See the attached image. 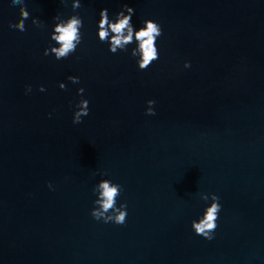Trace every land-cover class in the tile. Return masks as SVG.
Masks as SVG:
<instances>
[{
    "label": "water",
    "instance_id": "95a60500",
    "mask_svg": "<svg viewBox=\"0 0 264 264\" xmlns=\"http://www.w3.org/2000/svg\"><path fill=\"white\" fill-rule=\"evenodd\" d=\"M80 2L82 43L57 61L43 53L72 0H25V32L0 0V264H264V0ZM125 3L163 31L144 71L134 43L112 54L96 35ZM101 179L123 187V225L90 214ZM201 193L220 197L212 240L191 228Z\"/></svg>",
    "mask_w": 264,
    "mask_h": 264
},
{
    "label": "clouds",
    "instance_id": "9594fccd",
    "mask_svg": "<svg viewBox=\"0 0 264 264\" xmlns=\"http://www.w3.org/2000/svg\"><path fill=\"white\" fill-rule=\"evenodd\" d=\"M61 3H66L67 0H60ZM12 5H19L20 19L16 23L11 21L8 24L9 28L17 29L20 32L27 31L25 21L30 18V13L27 11L25 0H10ZM82 7L80 0H72V15L67 18H62L57 15L53 18L55 21L50 33V41H54L58 46H49L44 50V55H54L57 61L66 60L69 56L77 51V47L82 43L84 33L81 29L84 27L83 18L79 15L78 9ZM135 10L124 4L121 10L110 18L108 9H102L99 12V20L97 22V37L101 43L108 45V51L112 54L117 52H127L129 44L136 46L131 50V56L136 57V63L140 71H144L159 60V48L157 40L162 36L163 31L161 25L152 19L142 21V26L136 29L132 23V16ZM32 24L35 26H43V22L39 18H32ZM78 58V57H77ZM190 62L185 61L184 67L189 68ZM67 79L74 84L80 83L79 77L68 76ZM60 89H66L63 82L59 83ZM26 91H31V86H26ZM39 91L44 92L46 89L43 85L39 87ZM84 88L77 89V94L82 95ZM155 100L147 101L146 115H155ZM77 110L73 114V124L82 123V117L89 114V101L81 99L76 105ZM106 175V173L102 174ZM51 188V183L48 184ZM123 187L120 184L114 183L109 179H101L93 188L96 195V200L93 202L94 207L91 211V216L95 220H102L104 223L113 222L117 225H123L127 219V204L122 203L117 206V198L121 195ZM201 199L204 201L211 200L202 215L198 219L191 222V228L198 236H202L207 240L214 238V233L218 227L217 221L221 211L220 197L215 194L201 193Z\"/></svg>",
    "mask_w": 264,
    "mask_h": 264
}]
</instances>
